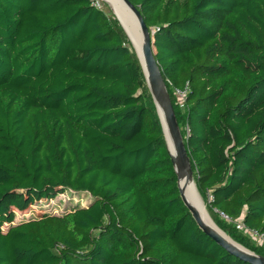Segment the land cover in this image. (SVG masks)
I'll use <instances>...</instances> for the list:
<instances>
[{"label":"trees","instance_id":"1","mask_svg":"<svg viewBox=\"0 0 264 264\" xmlns=\"http://www.w3.org/2000/svg\"><path fill=\"white\" fill-rule=\"evenodd\" d=\"M129 1L210 219L264 256V0ZM95 2L0 0V264H248L183 205L136 53ZM67 191L88 199L24 216Z\"/></svg>","mask_w":264,"mask_h":264},{"label":"water","instance_id":"2","mask_svg":"<svg viewBox=\"0 0 264 264\" xmlns=\"http://www.w3.org/2000/svg\"><path fill=\"white\" fill-rule=\"evenodd\" d=\"M123 5L132 13L140 32L141 41L139 51L135 50L141 65L148 91L160 120L166 146L170 155L172 166L177 175V186L183 205L189 211L197 227L228 254L248 264H264V256L257 255L233 241L224 234L212 221H205L200 210L187 198L186 187L194 183L190 160L184 145L183 137L176 120L166 84L161 69L154 57L153 33H150L139 10L129 0H121ZM111 12L115 15L127 38L131 42L121 20L111 4L105 1ZM181 182L184 186H181ZM203 203V202H202Z\"/></svg>","mask_w":264,"mask_h":264},{"label":"bare ground","instance_id":"3","mask_svg":"<svg viewBox=\"0 0 264 264\" xmlns=\"http://www.w3.org/2000/svg\"><path fill=\"white\" fill-rule=\"evenodd\" d=\"M105 1L110 3L113 10L116 13H118V16L121 20V24L125 28L134 49L139 51L141 36L132 13L123 5L121 0H105ZM181 186H184L182 182H181ZM186 193L189 201L193 203L195 206H197V208L200 210L205 221L212 224L213 220L211 221L210 216L208 215L209 213L206 211L207 209H205L206 206H204L203 204L204 202L202 203L203 199L201 196H199L196 190V184L193 183L189 184L186 187Z\"/></svg>","mask_w":264,"mask_h":264},{"label":"rangeland","instance_id":"4","mask_svg":"<svg viewBox=\"0 0 264 264\" xmlns=\"http://www.w3.org/2000/svg\"><path fill=\"white\" fill-rule=\"evenodd\" d=\"M97 5H99L101 8L104 9V5H107L108 9L109 6L105 2V0H96L95 2ZM110 10V9H109ZM111 11V10H110ZM130 45L132 49L134 50V47L132 43L130 42ZM135 51V50H134ZM177 102L181 105L182 101L177 99ZM81 196V195H80ZM84 200H79V196L73 194L70 191L67 192H57L53 193L50 198H42L38 201H36L30 208V210L24 214L25 217H28L31 213V215L34 217L37 215V213H41L42 211H47L53 214H61L66 210V208L74 206V203L80 202L82 205H84L85 201H87L88 198L86 196H83ZM70 201H73V204H69ZM22 217V215H18L17 218ZM5 229V227H4ZM256 240L258 238H255Z\"/></svg>","mask_w":264,"mask_h":264},{"label":"built area","instance_id":"5","mask_svg":"<svg viewBox=\"0 0 264 264\" xmlns=\"http://www.w3.org/2000/svg\"><path fill=\"white\" fill-rule=\"evenodd\" d=\"M96 6L100 7L99 5L95 4ZM186 92H187V88L183 89V90H179V89H175L174 90V94L177 97L178 100L182 101L184 100L185 96H186ZM254 239L258 238L257 240L259 241H264V238L262 236H259L257 233L255 232H249Z\"/></svg>","mask_w":264,"mask_h":264}]
</instances>
